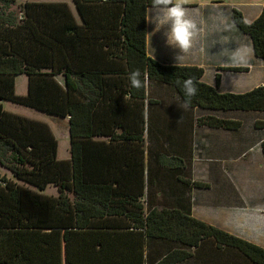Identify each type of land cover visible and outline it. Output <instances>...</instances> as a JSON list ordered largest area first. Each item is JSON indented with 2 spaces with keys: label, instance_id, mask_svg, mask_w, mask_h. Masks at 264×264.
I'll return each instance as SVG.
<instances>
[{
  "label": "trees",
  "instance_id": "obj_1",
  "mask_svg": "<svg viewBox=\"0 0 264 264\" xmlns=\"http://www.w3.org/2000/svg\"><path fill=\"white\" fill-rule=\"evenodd\" d=\"M13 2L0 0V166L13 176H0V264H189L190 250L204 247L210 264H264L262 247L195 218L185 197L168 199L173 182L204 185L188 178V158L145 145L151 85L195 110L197 126L236 130L241 121L229 114L244 112L259 114L254 126L264 131V84L221 93L218 73L212 86L199 67L148 56L152 0L26 1L19 16ZM231 19L264 65V3L250 23L235 8ZM136 70L147 76L139 90L129 79ZM18 75L24 96L14 92ZM4 102L66 119L69 159L57 158L45 122ZM49 185L56 197L41 193Z\"/></svg>",
  "mask_w": 264,
  "mask_h": 264
},
{
  "label": "crops",
  "instance_id": "obj_2",
  "mask_svg": "<svg viewBox=\"0 0 264 264\" xmlns=\"http://www.w3.org/2000/svg\"><path fill=\"white\" fill-rule=\"evenodd\" d=\"M173 2L182 4L187 10L188 17L197 25L193 45L183 54L178 65L201 68L202 81L212 86L215 85V75L218 73L220 80L217 90L221 93H243L264 84L263 62L254 57L250 37L240 32L231 19V9L235 8L245 22L254 21L262 10L264 0H173ZM154 29L155 25L146 21L147 55L159 62L177 64L175 57L182 53L168 45L164 36L166 27L160 31ZM242 67L246 69H238ZM158 86L151 85L148 91L157 101L150 107L149 124L153 132V141L146 139L145 145L154 146L158 152L167 150L181 159L188 158V178L191 183L204 185L192 184L189 188H184L182 184L173 182V191L167 198L176 200L185 197L195 218L207 224L211 222L210 225L264 249V245L260 244L261 238L251 239L238 234L244 231V210L257 209L264 214V197L252 199L249 207L248 203L245 205V192L242 188L243 176L244 182H249L248 178L253 172L254 164L258 165L256 167L264 165L262 145L264 131L254 126V120L261 116L257 113L244 112L229 114L232 119L241 121V127L236 130L197 126L196 111L186 109L172 91ZM245 119L248 124L245 123ZM196 152L197 155L204 156V181L194 177ZM246 158L248 163L245 162ZM179 163L175 160L171 162L173 165L183 166ZM243 169L248 174H244ZM259 174H264V170H260ZM259 174L254 175L256 176L254 181L264 183V180H259ZM158 195L160 196V193ZM207 217H211L210 220ZM201 218L207 219L209 223ZM254 222L255 228L250 229H260V234L264 236V227H261L264 223L260 220ZM205 250L206 247L200 251L190 250L193 259H190L189 264H210L211 258L208 259V256L214 254Z\"/></svg>",
  "mask_w": 264,
  "mask_h": 264
},
{
  "label": "rangeland",
  "instance_id": "obj_3",
  "mask_svg": "<svg viewBox=\"0 0 264 264\" xmlns=\"http://www.w3.org/2000/svg\"><path fill=\"white\" fill-rule=\"evenodd\" d=\"M26 1H38V2H49V1H66L68 4H70V0H14L13 4L10 6L9 10L13 11L15 15L19 16L20 15V5ZM175 1V0H174ZM179 1V0H177ZM183 1V0H181ZM70 6H72L70 4ZM15 94L16 95H26L27 93V77L25 75H18L15 77ZM3 108L6 111L28 117L31 119H36L42 122H45L51 129L54 137L57 140V158L61 160H67L69 159V138H68V132H67V126H66V119H57L53 118L50 116L45 115L44 113L37 112L32 109H28L22 106H17L11 102H4L3 103ZM245 123L248 124L249 122L245 119ZM204 155V154H203ZM249 154H247L248 156ZM252 154L250 153V156ZM203 159L204 156H200L199 154L195 155V160H196V171H195V179L199 181H204L205 175H204V164H203ZM255 161V159H254ZM259 161V160H258ZM245 162L248 163V158L245 159ZM256 163V162H255ZM255 167L253 168V172L248 178L249 182H244V176H243V183H242V188L243 191L245 192V205L247 204L249 207H251L250 201L252 199H256L257 197H264V183L255 182L254 179L256 176L260 173V170H264V165L263 166H258L257 164H254ZM246 166V164H244ZM244 170V169H243ZM244 174H248L246 170H244ZM0 176H4L5 178L13 179L12 174L7 171L5 168L0 166ZM260 178L259 180H264V174H259ZM204 177V179H203ZM21 183V182H19ZM240 184V183H239ZM42 194L46 196H51V197H56L58 194V191L55 186L49 185L45 188L44 191L41 192ZM207 216V215H204ZM209 220L211 217H207ZM202 220L207 221V219L201 218ZM256 220H260L261 222L264 223V214L260 213V210L254 209V210H244V231L239 236L242 237H248V238H261L262 242L260 244L264 245V236L260 234V229H253L251 230L250 228H255V222ZM254 222V224H253ZM209 223V222H208ZM211 224V222H210ZM209 224V225H210ZM255 225V226H254ZM261 227H264L263 225ZM248 228V229H247ZM221 229V228H219ZM227 232V231H226ZM229 233V232H228ZM258 242V241H257Z\"/></svg>",
  "mask_w": 264,
  "mask_h": 264
},
{
  "label": "clouds",
  "instance_id": "obj_4",
  "mask_svg": "<svg viewBox=\"0 0 264 264\" xmlns=\"http://www.w3.org/2000/svg\"><path fill=\"white\" fill-rule=\"evenodd\" d=\"M145 20L149 24L155 25L154 31H160L161 28L166 27L164 36L168 45L179 49L182 53L175 57L178 64L182 60L183 54L191 49L197 33V25L188 17L187 10L182 4L174 3L173 0H152L151 8L147 10ZM141 75L140 70H136L129 76L132 87L138 90L143 88L147 81V76L145 75L142 81ZM183 89L189 98L196 96L198 92L197 84L192 77L184 80Z\"/></svg>",
  "mask_w": 264,
  "mask_h": 264
}]
</instances>
